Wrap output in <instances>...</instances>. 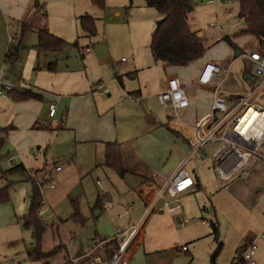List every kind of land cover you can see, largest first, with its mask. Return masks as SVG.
<instances>
[{"label": "rangeland", "instance_id": "1", "mask_svg": "<svg viewBox=\"0 0 264 264\" xmlns=\"http://www.w3.org/2000/svg\"><path fill=\"white\" fill-rule=\"evenodd\" d=\"M208 1L212 0H193V11L188 17L190 30L200 37L205 48L204 57L215 54L222 57L219 62L225 65V69L230 66L228 79L218 93L227 99L234 100L244 96L253 86L250 82L253 77L251 64L243 55L236 58L235 50L228 44L223 34L215 29H209L208 26L218 25L224 28L225 32L229 31V38L241 49V54L245 51H258V49L251 36L239 35L244 25L238 23L236 2L232 1L230 5H222L220 0H213L216 1L213 9L212 6L206 4ZM151 11L155 15L153 21L155 26L160 16L155 10ZM216 36L221 38L219 42L215 41ZM96 40H100V37L97 36ZM90 41L92 47V43L96 41L94 38ZM243 43L246 48L243 47ZM68 51H75L78 54L74 47ZM112 54L120 66H130L132 58L128 47L121 45ZM104 55L107 58V55ZM145 55L150 58L149 51L145 52ZM77 57L81 59L78 55ZM156 65L143 72L151 73L149 77L153 89L164 80L162 68L159 64L158 67ZM182 81L184 82V79ZM106 87L109 91L111 90L110 96H112V89L109 85ZM101 97L107 101L105 103L99 101L101 104L113 106V102L111 103L108 97ZM123 99H126V96ZM123 99L116 100L114 104H124ZM204 104L205 101L203 106ZM259 104L264 110V100ZM198 107H201V103ZM154 111L155 119L149 111L141 107L127 106L125 111L116 112L115 131L117 143L122 147V169L124 171L130 168L125 161L128 153L122 144H125V141L137 139L138 135L149 133L153 140L147 145L136 140L134 142L138 146L135 143L132 146L139 147L140 152L145 150L144 161L149 166L162 167L163 173L172 168L181 152L180 149L183 146L188 148L180 137L168 130L166 123L173 118L170 109L155 105ZM200 114L198 111V116ZM179 115L183 121L191 119L184 110L180 111ZM131 119L134 120L135 125L137 122V128L129 126L128 122ZM158 124H161L159 130L155 129ZM73 138L74 134L70 132H57L51 135L46 145L42 147L36 145L25 152L17 147L15 149L14 146L12 149L10 146V149L2 148L0 176L3 174L4 177L0 182L4 185L10 184V187L9 200L0 203V264H7V261H12V264H43L45 262V259H37L33 254L38 247V240L32 228H26L23 225V218L30 207L32 191L31 183L25 176L33 178L35 182L42 185L44 176H46L43 173L44 169L49 170L56 165H61L62 171L50 172L55 179V186L52 189L47 188L46 185L43 186L44 205L40 209L45 211L43 219L46 226L40 237V249L43 253L57 250L54 256L47 258V262L50 264L70 262L91 264L93 257L97 255L104 257L105 241L116 238L118 231H128L137 225L135 220L142 213L138 196L146 199L145 193L138 188L141 185L138 186L140 179L127 173L121 176L118 172L106 167L101 145L95 144V147L90 149V146L74 144ZM37 147L40 149L38 150ZM214 147L213 145L206 146V153H210ZM15 153L23 155L22 164L26 171L22 167L12 170L8 168V159ZM33 155L36 156V160ZM208 156L204 157L201 162L197 160L190 162L187 167L192 177L198 180L200 190L178 196L183 207L178 213L188 219H195V221L179 229L172 226L171 217L163 219V224L167 229L164 232L162 243L157 248H149L146 239L149 235L146 234L144 246L135 252L136 254L128 264H232L238 261L250 241L262 232L261 228L264 226L262 209L264 205V165L257 166L247 178L236 180L223 189L217 183ZM147 174L150 178V172ZM163 182L164 180L157 177L152 181H145L143 185L147 189L154 185L156 189H159ZM166 198L171 200L168 196ZM98 199L100 205L96 207ZM76 212L81 217V221L70 218ZM160 215L156 212L152 218H160ZM201 221L208 223L209 226L201 224ZM214 227L217 228L216 238L213 234ZM258 243L256 259L259 255ZM218 245H221V248L214 257ZM182 246L188 249L187 253L181 252ZM92 249H94L93 252L89 253Z\"/></svg>", "mask_w": 264, "mask_h": 264}, {"label": "crops", "instance_id": "2", "mask_svg": "<svg viewBox=\"0 0 264 264\" xmlns=\"http://www.w3.org/2000/svg\"><path fill=\"white\" fill-rule=\"evenodd\" d=\"M214 2L216 4V1ZM38 3L39 9L34 11L31 10L33 0H0L1 79L12 85L13 88H26L40 96L39 99L25 101H15L9 95L5 98L0 96V130H7L3 148L10 146L12 149L14 146L15 149L18 148L25 152L36 145H41V147L46 145L51 135L57 134V132H70V134H74V144L90 146V149L94 148L95 144H99L104 151L106 143H117L116 112L125 111L127 106L141 107L143 110L149 111L155 119V105L166 109L160 105L157 96L165 89L167 80L175 77L181 81L185 88L189 98V107L184 111L191 119L184 120L183 122L186 124L177 125L173 122V118H170L166 124L168 129L178 134L177 137H180V140L186 143L188 148L183 146L180 149L181 152L179 151V156L169 171L163 173L162 167L149 166L143 159L146 151L140 152L139 147L132 146L136 140H140L142 144L146 145L152 142L153 138L149 133L138 135L137 139L125 141L126 143L122 144L128 153L124 159L130 168L125 172L140 179L138 186L141 185L138 188L142 189L146 196V199H141L138 196L142 213L135 221L137 227L141 225V231L136 239L131 258L144 246L146 234L149 235L146 238L148 247L157 248L162 243L164 232L167 229L162 220L171 217L172 226L175 227L179 216L163 213L160 218H152L156 214L154 213L146 217V207L152 202L158 189L155 185L147 189L143 183L157 177L163 180L171 176L186 155L192 135L189 125L207 117L212 101L213 88L198 84V75L208 62L224 67L225 65L219 62L222 57L215 54L203 56L187 67L163 69L160 65L164 80L153 89L149 77L151 73L143 72L155 66L151 53L150 58L145 55V52H150L149 46L154 30L155 15L151 11L153 9L145 5L144 0L142 2L140 0H104L103 8L97 7L91 0H38ZM215 4L207 5L214 9ZM84 16L94 19L95 34L93 36L87 35L79 27L78 19ZM26 21L31 24L32 31L19 41L21 24ZM44 26L49 34L62 39L69 45L61 51L44 52L40 50L37 47V33ZM97 36L101 41L96 40ZM91 38L96 41V43H92V47L90 46ZM121 41H123L122 44ZM121 45L130 49L132 61L129 67L120 66L116 62V58L113 57L112 53ZM72 47L76 48L78 54L75 51H68ZM243 47L246 48L245 43H243ZM9 48L16 50L13 62L5 61ZM88 48L90 50L86 52ZM104 54L107 55V58ZM140 72L141 76L139 77ZM116 77L121 78V83ZM253 80L254 78L251 77L250 82ZM99 83L104 84L105 88H107L106 85H109L113 95L110 96L111 90H108L107 94L95 90ZM101 96L108 97L111 103L113 102V106L101 104L99 101L107 102ZM125 96L126 99H123ZM119 99H123L122 103L124 104H114ZM199 103H201V107H198ZM50 104L55 105L53 117L48 116ZM190 107H192L191 110ZM198 111L201 113L199 116ZM128 123L130 127L137 128L138 126L137 122V126L135 125L133 119ZM159 127L161 124H158L155 129L159 130ZM16 144L18 146H15ZM135 144L138 146L137 143ZM37 149L40 148L37 147ZM16 155H20L21 159H15L12 169L21 168V166L24 169L23 155L12 154V156ZM56 166L61 168V165ZM151 168L155 170L151 171ZM53 169H44V175L54 172ZM61 171L62 169L56 173ZM147 172H150V178H148ZM1 176L0 180L4 175ZM25 177L27 180L29 179L28 176ZM7 185L0 182V189ZM261 229L263 231L264 226ZM253 240L256 245L259 242L257 259L255 254L256 264H264V239L256 237ZM187 252L188 249L183 253ZM239 258L241 259V256Z\"/></svg>", "mask_w": 264, "mask_h": 264}, {"label": "built area", "instance_id": "3", "mask_svg": "<svg viewBox=\"0 0 264 264\" xmlns=\"http://www.w3.org/2000/svg\"><path fill=\"white\" fill-rule=\"evenodd\" d=\"M231 2L232 0H223L222 5H230ZM207 4L213 6L215 2L212 0L208 1ZM226 12H229V10H226ZM238 18V23L244 25V17ZM208 28L215 29L218 33L223 34L224 38H229L230 32H225L224 28L218 25L210 24ZM215 40L220 41L221 38L217 36ZM89 50V48L86 49V52H89ZM241 55L250 62L254 80L252 81L251 90L244 96L234 100L226 99L218 93L228 79L230 66L225 69L211 62L203 66L197 82L200 85L213 88L210 113L203 120L189 125L192 135L189 141L188 153L179 162L171 176L163 179L164 182L158 189L154 199L146 207V217L156 212L157 214L178 215L179 219L176 221L175 227L179 229H183L195 221V219H188L178 213L183 209L178 196L195 191L197 179L193 178L191 172L187 169L188 164L194 160L201 162L204 157L209 155L211 169L219 187L223 189H226L229 184L236 180L247 178L257 166L264 165V129L256 134L257 130H255V127L260 128L256 122L246 127L242 124V119L249 109H253L259 114H264L263 107L259 104L260 101L264 100V53L245 51ZM1 73L0 69V96L5 98L13 87L2 81ZM95 90L103 94L108 93V89L102 83L97 84ZM157 99L162 107L170 109L175 124H186L180 118L179 112L189 107V100L185 88L179 79L175 77L169 78L165 89L157 96ZM54 115L55 105L50 104L48 116L53 117ZM208 145L215 146L211 152L209 151L210 153L205 151V147ZM16 158L21 159V156L9 157V169L14 168ZM33 158L36 160L35 155H33ZM60 169L59 166H55L54 173L60 171ZM44 185L49 189L55 186V179L52 173H47L42 181L41 193ZM166 196L171 198V200H168ZM262 209L264 214V205H262ZM44 214V210H40L37 214L42 223H44ZM201 224L209 226L204 221H201ZM140 231L141 225L128 231H118L116 238L107 240L115 241L118 247L112 257L105 260L102 256L97 255L93 257V263L91 264H128ZM257 238L264 239V230ZM93 250L89 253H92ZM180 250L185 252L187 248L182 246ZM255 254L256 242L252 240L242 251L241 260L244 264H256ZM7 264H12V261H7Z\"/></svg>", "mask_w": 264, "mask_h": 264}, {"label": "trees", "instance_id": "4", "mask_svg": "<svg viewBox=\"0 0 264 264\" xmlns=\"http://www.w3.org/2000/svg\"><path fill=\"white\" fill-rule=\"evenodd\" d=\"M99 8L104 7V0H91ZM237 4L238 17H244V29L239 32V35H249L255 42L258 51L264 53V0H232ZM148 8L155 10L161 22L155 23L153 33L150 40V53L155 64L161 67H187L189 64L199 60L205 53V48L200 37L190 30L189 14L193 11L192 0H144ZM39 9L38 0H33L31 10ZM79 27L89 36L95 34L94 19L88 16L78 19ZM32 31L31 24L26 21L21 24L20 38L22 40L29 32ZM37 47L44 52H54L64 50L69 44L60 38L49 34L44 26L37 33ZM228 44L241 54V49L234 42L225 37ZM16 57V50L9 48L6 55V62H13ZM121 83V78L116 77ZM9 96L15 101H25L30 99H39L40 96L35 95L31 90L26 88H13ZM36 128V126H35ZM170 132L178 136L177 133L168 129ZM7 130H0V152L5 144ZM104 165L123 176L126 172L122 169V147L119 143H106L104 149ZM22 167V166H21ZM32 186L30 196V207L27 214L23 218V225L26 228H32L34 236L38 240V247L33 251L37 259H45L43 264H50L47 258L54 256L57 250L49 253H43L40 249V237L45 230V225L42 223L37 214L41 209L43 202L41 185L33 180L28 179ZM9 187L7 185L0 189V203L9 200ZM200 184L197 180L195 191L200 190ZM99 199L96 202V207H99ZM72 220L81 221V217L76 212L70 217ZM213 234L217 237V228H213ZM103 258L110 259L114 252L118 249L115 241L104 242ZM221 245H218L216 253L220 250ZM214 259H212L213 261ZM67 264H74L73 262ZM232 264H244L239 258L238 261Z\"/></svg>", "mask_w": 264, "mask_h": 264}, {"label": "bare ground", "instance_id": "5", "mask_svg": "<svg viewBox=\"0 0 264 264\" xmlns=\"http://www.w3.org/2000/svg\"><path fill=\"white\" fill-rule=\"evenodd\" d=\"M254 122H256L260 127H255V130H257L256 134H258L264 129V114H259L255 110L249 109L242 119V124L244 127H246L247 125H250Z\"/></svg>", "mask_w": 264, "mask_h": 264}, {"label": "water", "instance_id": "6", "mask_svg": "<svg viewBox=\"0 0 264 264\" xmlns=\"http://www.w3.org/2000/svg\"><path fill=\"white\" fill-rule=\"evenodd\" d=\"M221 3H223V0H221ZM161 20H159L157 23L159 24ZM241 54L239 52H235V57L238 58Z\"/></svg>", "mask_w": 264, "mask_h": 264}]
</instances>
